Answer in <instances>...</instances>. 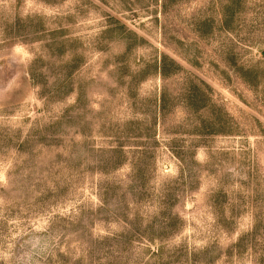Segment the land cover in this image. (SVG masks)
<instances>
[{
    "label": "rangeland",
    "instance_id": "rangeland-1",
    "mask_svg": "<svg viewBox=\"0 0 264 264\" xmlns=\"http://www.w3.org/2000/svg\"><path fill=\"white\" fill-rule=\"evenodd\" d=\"M0 264H264V0H0Z\"/></svg>",
    "mask_w": 264,
    "mask_h": 264
}]
</instances>
